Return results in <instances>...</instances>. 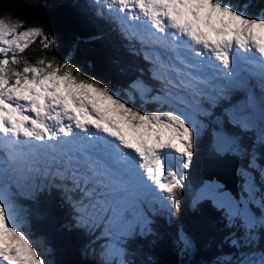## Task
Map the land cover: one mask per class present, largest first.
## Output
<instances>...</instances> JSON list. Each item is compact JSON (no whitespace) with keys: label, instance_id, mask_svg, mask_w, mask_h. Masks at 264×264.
<instances>
[{"label":"snow or ice","instance_id":"obj_1","mask_svg":"<svg viewBox=\"0 0 264 264\" xmlns=\"http://www.w3.org/2000/svg\"><path fill=\"white\" fill-rule=\"evenodd\" d=\"M101 4L128 22L131 35L113 30L139 40L129 51L148 65L118 88L67 55L30 61L26 49L39 41L47 53L56 35L0 16V264H50L18 220L53 199L63 227L87 238L83 253L90 245L99 256L93 264H156L136 260L132 245L156 243V225L178 219L186 189L192 209L211 204L233 247L242 229L249 250L236 264H264V0ZM205 136L213 155L246 159L240 193L191 186ZM175 246L182 256L196 249L183 227Z\"/></svg>","mask_w":264,"mask_h":264},{"label":"trees","instance_id":"obj_2","mask_svg":"<svg viewBox=\"0 0 264 264\" xmlns=\"http://www.w3.org/2000/svg\"><path fill=\"white\" fill-rule=\"evenodd\" d=\"M248 3L255 8L260 6L261 0H248ZM7 12L23 18L25 27L38 26L45 33L56 35L55 49L47 53L42 51L39 41L30 45L22 54L30 61L34 62L37 56L42 55L50 57L55 54L61 59L67 55L72 63L86 70V75H95L97 79L108 82L114 88L138 75L137 68L148 66L143 60V53L135 55L129 51V47L137 50L141 48L139 40L135 38L127 40L123 36H118L113 30L114 26L125 36L131 35V32L125 22L119 21L108 7L103 5L100 7L98 0H0V16ZM97 13H102L107 19L98 17ZM121 96L126 98L123 92ZM156 107L154 103L144 105L148 111ZM250 139L246 137L245 143ZM203 140L210 139L205 136ZM203 149L199 146L193 161L196 174L195 179L190 180L193 187L201 184L200 167L210 150L205 152ZM236 158L238 167L235 183L237 176L240 175L237 170H242L247 163L243 157ZM223 186L227 187L225 183ZM191 197L192 192L186 189L180 216L173 224L162 220L156 225L159 239L155 244L143 241L132 245L137 252L136 260L150 258L156 264H213L223 256L240 258L242 253L249 250L247 245L243 244L242 229L237 227L232 230V233L241 239V247H233L230 243L229 230L223 226L219 214L214 211L211 204L205 203L198 210H194L191 207ZM39 208L43 215L34 213L28 219L21 215L23 219L21 224L33 243L42 247L43 254L50 264H93L99 261L98 255L93 253L90 245L88 254L83 253L82 249L87 243L86 237L78 232L67 231L63 227L68 219L67 213L55 199L41 201ZM179 227H183L196 243L195 251L186 256L178 254L175 246Z\"/></svg>","mask_w":264,"mask_h":264},{"label":"rangeland","instance_id":"obj_3","mask_svg":"<svg viewBox=\"0 0 264 264\" xmlns=\"http://www.w3.org/2000/svg\"><path fill=\"white\" fill-rule=\"evenodd\" d=\"M99 2H100V7H102V5L103 6H106V7H108L109 8V5H107V4H101V0H98ZM88 3H92L91 1H88ZM111 8H113V9H115L116 8V6L115 5H112L111 6ZM112 12H114L115 14H116V16L117 17H120V15L116 12V11H112ZM5 15H7V16H9V17H12V18H16V19H20V20H22L23 21V18H21V17H19V16H17V15H15V14H13V13H11V12H7V13H4L2 16H5ZM119 21H124V20H122L121 19V17L118 19ZM125 22V24L128 26L127 27V29L131 32L132 30H131V27L129 26V24H128V22L127 21H124ZM133 23H139V21H133ZM27 27H38V26H27ZM23 30V29H22ZM257 69H259L258 68V66H257ZM165 107H167V106H165ZM208 141V142H207ZM207 141H205V140H202V142H201V144L199 145L200 146V148L202 149V148H204L203 150L206 152L208 149H210V140H207ZM205 146V147H204ZM196 156H197V154H196ZM218 156H216V155H213L212 154V152H211V149L209 150V152L207 153V155H206V157H205V160H204V168L207 170V172H203L202 171V165H201V167H200V175H199V179H200V181H201V183L203 182V181H209V184H208V189H207V192H208V194H212V190L213 189H215V188H217V187H223V189L225 190V195H228V194H233V195H235V194H238V193H240L241 192V185H242V179H241V177H239V176H241V175H239V176H237V181H236V187L237 188H240V189H235V180L234 181H229L228 182V186H227V189L223 186V184L221 183V180H219V179H216L215 177H212V178H204V175L203 174H207V173H209V172H214V173H217L218 175H220L221 177H223L224 179H226L220 172H218V171H216V170H210L209 168H208V166H209V164H222V163H225V162H227V161H231V162H229L228 164H227V167L230 169V170H232V168L234 167L235 169L238 167V163H237V158L236 157H225V159H219V158H217ZM196 158V157H195ZM201 164V163H200ZM215 169H216V165H215V167H214ZM205 169H204V171H205ZM195 164H194V162H193V167H192V169L190 170V173H189V179L191 180V179H195V177H196V174H195ZM230 190H229V189ZM18 222H23V219L21 218V217H19V220H18ZM35 244V246L38 248V250L40 251V253L43 255V256H45L44 254H43V250H42V247H40V246H38L37 245V243H34ZM98 251V250H97ZM46 257V256H45ZM99 257V256H98ZM239 258H236V257H230V256H223V257H220V258H218V260L216 261V262H214L213 264H218V261H226V260H231L232 262H233V264H236V261L238 260Z\"/></svg>","mask_w":264,"mask_h":264},{"label":"bare ground","instance_id":"obj_4","mask_svg":"<svg viewBox=\"0 0 264 264\" xmlns=\"http://www.w3.org/2000/svg\"><path fill=\"white\" fill-rule=\"evenodd\" d=\"M117 18L119 19L120 17H117ZM218 158H220V157H218ZM231 161H227L226 163H222V164H209V166H208V168L210 170H216V171L220 172L226 179H224L223 177H221L220 175H218L217 173H214V172H209L207 174H204L205 175V179L206 178L208 179V178L215 177L216 179L221 180L223 183H225L228 186V182L229 181H234V179H235L234 174H237L236 169L234 168L235 166L232 168V170H230L227 167V164L229 162H231ZM215 165H216V169L214 168ZM204 169H205L204 165L202 164L203 172L204 173L207 172V170L205 169V171H204Z\"/></svg>","mask_w":264,"mask_h":264},{"label":"water","instance_id":"obj_5","mask_svg":"<svg viewBox=\"0 0 264 264\" xmlns=\"http://www.w3.org/2000/svg\"><path fill=\"white\" fill-rule=\"evenodd\" d=\"M206 155H207V153H206ZM206 155H205V157H206ZM205 157H204V159H203V165H204V160H205ZM231 157V156H230ZM224 159H225V157H223ZM234 176H235V174H234ZM235 178H236V176H235ZM223 183V182H222ZM223 188V187H222ZM226 189H227V187H225ZM229 189V188H228ZM235 189H237V187H236V183H235ZM230 190V189H229Z\"/></svg>","mask_w":264,"mask_h":264}]
</instances>
